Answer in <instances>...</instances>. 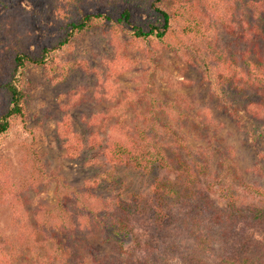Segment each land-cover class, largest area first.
Segmentation results:
<instances>
[{
  "label": "trees",
  "instance_id": "trees-1",
  "mask_svg": "<svg viewBox=\"0 0 264 264\" xmlns=\"http://www.w3.org/2000/svg\"><path fill=\"white\" fill-rule=\"evenodd\" d=\"M244 7L250 8L252 22L243 16ZM43 10L63 29L42 45L35 43V33L21 21L25 10L0 19V140L26 119L25 70L42 67L54 86L68 84L81 74L87 80L58 95L62 114L55 134L65 156L71 160L83 157L93 173L82 188L75 187L60 175H47L37 153L24 146L20 157L23 188L37 189L54 179L56 200L52 205L38 204L31 211L32 223L6 236L10 253L5 256L0 250V264H45L31 255H38L37 245L42 242L35 239L40 234L43 241L52 240V257L59 264H84L87 256L92 257V264H116L92 254L96 233L113 227L112 237L125 231L132 217L145 214L158 235L179 228L192 238L187 259L174 245L168 248L171 255H180L183 264H264V250L238 248L243 227L236 228L241 224L264 230V188L248 185L251 198L240 199L230 185L220 204L212 185L202 184L201 177L211 171L210 151L200 148L194 153L179 130L192 116L187 110L190 101L148 98L150 107L144 113L134 102L135 117L128 129L121 126L131 99L113 103L115 81L136 67V52L150 59L169 50L197 69L215 96L227 101L228 93L238 95L244 112L264 123V55L250 56L258 48L264 0H44ZM146 12L152 14L151 19L137 18ZM93 28L109 35L108 52L100 54L95 65L76 53L79 39ZM221 30L228 38L221 37ZM102 104L106 115H116L118 130L105 139L94 128L80 132L72 111ZM101 112H92L89 121L98 123ZM159 112L173 122L160 119ZM139 116L144 119L141 124L136 123ZM167 149L182 155L174 156V162ZM160 170L176 174L171 179L159 175ZM11 173L8 160L1 157L0 205L16 207L20 198L11 187ZM130 173L146 180L142 188H130L124 177ZM164 250L154 255L160 259L142 264H170Z\"/></svg>",
  "mask_w": 264,
  "mask_h": 264
},
{
  "label": "rangeland",
  "instance_id": "rangeland-1",
  "mask_svg": "<svg viewBox=\"0 0 264 264\" xmlns=\"http://www.w3.org/2000/svg\"><path fill=\"white\" fill-rule=\"evenodd\" d=\"M43 7L44 0H4V4H0V19L15 15V10H25L26 15L21 21L35 33V43L42 45L50 38L57 36L63 29V25L45 16ZM136 16L139 20H146L151 19L152 14L146 12ZM243 16L247 21H253L250 8H243ZM258 26L261 30L260 39L259 37L257 39L258 48L253 49L250 55L254 59L258 58L260 53L264 55L263 16L259 19ZM220 34L221 37L228 38L223 30ZM108 40L109 35L102 33L101 29H90L79 39L76 53L88 58L91 64H98L100 54L108 52ZM135 56L138 57L136 67H130L115 81L114 106L119 101L131 99L125 113V124L121 128L128 129L126 126L131 125V117H135L134 102H138V108L141 113H144L150 107L148 98L188 99L191 105L187 110L192 116L189 117L190 121L180 126L179 130L187 138L194 153H197L200 148L210 151L211 171L210 174L201 177L202 184L212 185L215 191L213 194L216 197L219 196L220 204H223L222 196L230 185L241 196L240 199L251 198L247 191L248 185L264 188V123L244 112L240 97L228 93L227 101H222L211 92L208 83L201 79L197 69L169 50H162L150 59L140 52H136ZM85 80L87 78L77 74L72 82L54 86L43 75V69L40 66H32L23 73L26 119L23 123H18L11 128L0 140V159L4 156L8 160L12 171L10 184L20 198L16 207L10 206L9 203L0 205V250L5 256L10 253L6 236L17 233V227H21L24 223L31 224V211L38 204L52 205L56 200L54 179L45 181L37 189L23 188L24 170L21 167L20 157L24 152V146L30 147L37 153L39 162L47 175H60L66 182L78 188H82L92 178L93 172L85 166L84 158L80 157L78 160L67 158L55 134L56 121L62 114L58 95ZM100 110L102 112L98 123H95L94 119L89 121L91 113ZM123 111L125 107L119 111V114ZM105 112L106 107L102 104L96 107L86 106L72 111L71 114L74 125L80 132L84 133L94 128L101 130V136L105 139L109 134L114 133V130H118L117 125H114L116 115L109 116ZM158 117L167 123L173 122L167 114L159 112ZM142 122L144 119L139 116L136 123ZM168 155L175 162L174 156H181L182 153L173 154L168 151ZM186 161L189 162L190 157H187ZM175 174L176 172H169V170L159 172V175L168 176L171 179ZM124 177L130 188H142L146 181L138 174L130 173ZM148 218L146 214L132 217L123 229L125 231L119 230L118 233L112 234V237L109 231H113V227H108L106 230L99 229L93 240L92 254L105 262L142 264L153 259H160L154 255H160L164 247V255L170 264H183L180 255H177V252L176 255L173 253L171 255L168 248L170 244L174 245V249L182 251L187 259V252L193 245L192 238L179 228H168L164 234L158 235ZM236 228H242L239 231L243 237L237 241L238 248L241 247L245 252L250 249L254 252L264 250L262 228H252L241 224ZM35 240L42 242L37 245L38 255L31 254L35 260L45 264H59L52 257V240L47 238L43 241L41 234L37 235ZM158 247L160 249H157ZM221 255L225 256V252ZM92 262V257L87 256L84 264H92Z\"/></svg>",
  "mask_w": 264,
  "mask_h": 264
}]
</instances>
